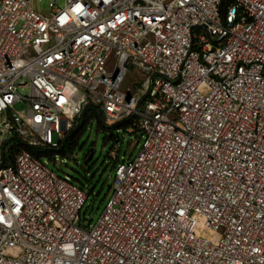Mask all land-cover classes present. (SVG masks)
<instances>
[{"label":"built area","instance_id":"2783aa9c","mask_svg":"<svg viewBox=\"0 0 264 264\" xmlns=\"http://www.w3.org/2000/svg\"><path fill=\"white\" fill-rule=\"evenodd\" d=\"M33 1L0 0V264H264V0ZM87 105L140 134L94 223L11 142L56 151Z\"/></svg>","mask_w":264,"mask_h":264},{"label":"rangeland","instance_id":"374dc122","mask_svg":"<svg viewBox=\"0 0 264 264\" xmlns=\"http://www.w3.org/2000/svg\"><path fill=\"white\" fill-rule=\"evenodd\" d=\"M47 5L46 0L30 3L31 9L42 16L48 15ZM20 94L22 95L21 92ZM13 109L20 113L24 109V105L17 104ZM109 126L105 125V127ZM80 134L76 146L65 157L55 156L50 159L42 157V161L57 177H67L70 183L85 188L89 192L90 208L85 213V220L88 223H94L101 215L106 197L109 195L115 164L111 160V151L113 149L118 151L120 158L123 156L133 158L139 150L137 140L140 134L139 132L126 134L121 129L104 132L95 124L88 126ZM52 139L54 142H58L54 135ZM91 151L93 155L88 160ZM84 212L85 207L82 214ZM199 234L205 238L211 237L207 231H201Z\"/></svg>","mask_w":264,"mask_h":264},{"label":"trees","instance_id":"16d2710c","mask_svg":"<svg viewBox=\"0 0 264 264\" xmlns=\"http://www.w3.org/2000/svg\"><path fill=\"white\" fill-rule=\"evenodd\" d=\"M132 119L122 120L114 125H110L109 127H105L104 120L102 115L91 105H87L82 111L80 118L77 120L73 129L67 134L62 142L59 144L58 150H44L28 148L25 145L21 144L19 141H11L12 142V150L13 153L15 149L21 148L26 150L29 154L36 157H44V158H53L55 156L65 157L69 154L77 144V140L83 131L90 125H96L99 129L101 128L104 132H111L112 130H123L126 133V130L131 128ZM111 140V138H109Z\"/></svg>","mask_w":264,"mask_h":264},{"label":"water","instance_id":"95a60500","mask_svg":"<svg viewBox=\"0 0 264 264\" xmlns=\"http://www.w3.org/2000/svg\"><path fill=\"white\" fill-rule=\"evenodd\" d=\"M92 155H93V152L91 151V154L89 155V159L88 160L91 159Z\"/></svg>","mask_w":264,"mask_h":264}]
</instances>
